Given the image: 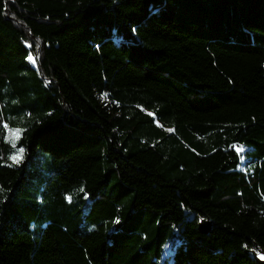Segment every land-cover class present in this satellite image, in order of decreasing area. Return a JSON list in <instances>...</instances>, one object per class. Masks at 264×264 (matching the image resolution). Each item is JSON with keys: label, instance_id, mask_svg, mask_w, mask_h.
<instances>
[{"label": "trees", "instance_id": "obj_1", "mask_svg": "<svg viewBox=\"0 0 264 264\" xmlns=\"http://www.w3.org/2000/svg\"><path fill=\"white\" fill-rule=\"evenodd\" d=\"M261 257L264 0H0V264Z\"/></svg>", "mask_w": 264, "mask_h": 264}, {"label": "snow or ice", "instance_id": "obj_2", "mask_svg": "<svg viewBox=\"0 0 264 264\" xmlns=\"http://www.w3.org/2000/svg\"><path fill=\"white\" fill-rule=\"evenodd\" d=\"M29 60H32L33 57L31 56V54H29ZM22 130L20 129H15V130H12L11 133H10V136H9V139L12 141V146L15 148L16 147V144H15V141L19 139V134ZM242 147L240 148V151H242ZM24 152H25V149L24 148H18L16 150V152L9 157L10 160H12L13 163L15 164H18L21 162V160L23 159V155H24ZM79 191L83 192L84 189L81 188ZM68 199H71V197H68ZM114 223H119V220H116L114 221ZM262 259H264V257H261Z\"/></svg>", "mask_w": 264, "mask_h": 264}, {"label": "water", "instance_id": "obj_3", "mask_svg": "<svg viewBox=\"0 0 264 264\" xmlns=\"http://www.w3.org/2000/svg\"><path fill=\"white\" fill-rule=\"evenodd\" d=\"M211 223L208 221H203L200 223L199 228L201 229V231L203 232H208L210 229ZM252 258H256L257 257V253L254 250H247L246 251ZM261 264H264V260L260 261Z\"/></svg>", "mask_w": 264, "mask_h": 264}, {"label": "rangeland", "instance_id": "obj_4", "mask_svg": "<svg viewBox=\"0 0 264 264\" xmlns=\"http://www.w3.org/2000/svg\"><path fill=\"white\" fill-rule=\"evenodd\" d=\"M28 62H29V64H30L31 66H34L33 59H32V60H29V58H28ZM11 131H12V130L9 131V136H10ZM19 136H20V134H19ZM15 142H16V141H15Z\"/></svg>", "mask_w": 264, "mask_h": 264}]
</instances>
